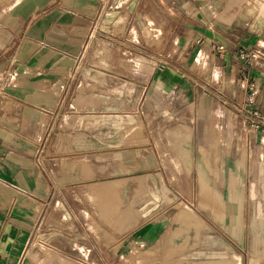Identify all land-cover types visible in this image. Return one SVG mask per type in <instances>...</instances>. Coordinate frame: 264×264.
<instances>
[{
  "label": "crops",
  "instance_id": "0c3cea01",
  "mask_svg": "<svg viewBox=\"0 0 264 264\" xmlns=\"http://www.w3.org/2000/svg\"><path fill=\"white\" fill-rule=\"evenodd\" d=\"M263 34L264 0L0 3V71L17 70L0 108V264H264V209L245 212L264 201L249 189L264 186V130H246L244 79L264 112V52L236 56ZM123 42L152 46L144 75H123ZM137 116L153 126L142 145Z\"/></svg>",
  "mask_w": 264,
  "mask_h": 264
},
{
  "label": "rangeland",
  "instance_id": "374dc122",
  "mask_svg": "<svg viewBox=\"0 0 264 264\" xmlns=\"http://www.w3.org/2000/svg\"><path fill=\"white\" fill-rule=\"evenodd\" d=\"M6 1H9V0H6ZM123 1H126V0H123ZM2 2H4V0H0V3H2ZM109 11H113V10L110 9ZM120 11H122L120 13H124L125 11H127V9L126 10H120ZM170 12H171L170 14H173L172 13L173 9H171ZM117 16L119 17V13L117 14ZM144 28H145L144 25L140 24V29L138 30V29L134 28V29L131 30V33L136 34L137 32L145 31ZM261 40L260 41H255L252 44H253V47L258 48V49H260V50H262L264 52V36L261 37ZM157 43H159V42L158 41H153L152 43H149V44L154 47V45H156ZM131 44H133V46ZM143 46H145V43H143V42H139V43H134V42L133 43L132 42L125 43V42H123L122 54H121V57H120L121 58L120 59V63L122 65V67H123V75L126 77L127 80H129L132 75H133V77H135L134 73L131 74L129 72L130 68L132 67L131 66L132 64H133L134 67L137 68L138 72H141V75H144V73L146 72V67H145V64L143 63L142 60H145L147 58L144 56L143 52H146L147 50L151 51L152 46H149L151 48H146V47H143ZM140 55L142 57H140ZM138 66H140V67L143 66L144 68H142V69L140 68L139 69ZM139 93H140V90L133 89V100L135 99V97L139 96ZM133 109H135V108L133 107ZM139 111H140V109H139ZM137 114H139V113H137ZM176 125L177 124H175V127H176ZM152 127L153 126L151 125V123L149 121L147 122L146 119L143 116H140V117L137 116V120L133 121V135H134L133 138H135L133 143H139V145L145 144L146 143L145 137H139L137 135L138 134L142 135L143 133L145 134L147 129H148V134H149V128L151 129ZM247 129L248 128L246 126V130ZM189 138L190 137H187V139H189ZM149 139L151 140V138H149ZM212 139L214 140V138H212ZM218 139L221 140V138H218ZM242 142H243L242 140H240V139L238 140L237 138H234L232 140V142H230V144H233L235 146V149L239 148V151L242 153L244 151V145H245L244 144L245 142H243V143ZM215 144H217V139H215V141L212 143V146H214ZM251 144H258V143L256 141H254V142H251ZM209 146H211V145H209ZM199 150H200V152H199V158L200 159L199 160H203L204 163H205L206 158H209V153L205 152V149L201 148V147H200ZM184 152H185V148H184ZM240 152L238 153V155H240L241 158H242L243 153L240 154ZM215 159H216V161H219L220 160V154L217 153L215 155ZM205 166H207L206 163H205ZM206 169H207L208 172L213 171V170H210L208 168V166H207ZM214 173H215L214 184H216L218 186V190L220 191L219 188L221 187V185H218V183H219V171L218 170H216V171L214 170ZM238 180H239L238 178L236 179V178L233 177L232 180L228 184L229 190L232 191V193H233L232 196L234 198V200H233L234 209L236 207V202H237L236 198H237L238 194H240L242 196V185H241V183ZM222 187H223V185H222ZM206 188H207V186H206ZM245 188H246V185H245ZM249 189H250V192L252 191L253 193H255V192L257 193V190L261 191L262 193L264 192V186L263 185H256V186L249 185ZM206 190L207 189H205V190L203 189L202 192L204 194L206 193L207 195L210 196L211 193L205 192ZM219 197L220 198H219L217 207L220 209V208H223V205L221 204V202H222L221 196H219ZM178 203L182 204L183 202L182 201H180V202L177 201V202L174 203V206L178 207ZM205 204H207V205L203 206V208L209 207V202L205 201ZM213 205H215V203H213ZM253 209H264V201H246L245 202V212L246 213H251ZM217 218H219V217H217ZM176 219L178 220L179 217L177 216ZM245 219L247 221V219H253V218H250V216L249 217L246 216ZM254 220L256 221L257 224H260V223L264 222V217H262V218L261 217H254ZM233 225H234L233 236H234V239L236 240L241 235V233H239V230L241 231V226L243 225V218L239 217L238 222H236V223L233 222ZM180 234L178 233L177 235L179 236ZM172 236H176V235L173 233ZM187 248L188 247H185V248H182V249L178 248V250L175 249L173 252L180 253V252H182L183 250H185Z\"/></svg>",
  "mask_w": 264,
  "mask_h": 264
},
{
  "label": "built area",
  "instance_id": "2783aa9c",
  "mask_svg": "<svg viewBox=\"0 0 264 264\" xmlns=\"http://www.w3.org/2000/svg\"><path fill=\"white\" fill-rule=\"evenodd\" d=\"M212 51L214 54H222L226 51V46L216 45L212 43ZM260 49L255 47L238 46L236 48V56L239 60L245 62L246 64H253L256 60L261 57ZM246 89L248 91L245 105L247 106V114L249 117V123L247 125V130H264V112L258 108L252 107L254 99L257 93L256 85L253 80L248 79L246 76ZM17 82V70L15 66H9L4 70L0 71V108L2 107V102L7 97L6 89L14 85Z\"/></svg>",
  "mask_w": 264,
  "mask_h": 264
},
{
  "label": "bare ground",
  "instance_id": "6f19581e",
  "mask_svg": "<svg viewBox=\"0 0 264 264\" xmlns=\"http://www.w3.org/2000/svg\"><path fill=\"white\" fill-rule=\"evenodd\" d=\"M202 189H206V186L204 184H202ZM240 202V201H239ZM239 213V212H238ZM194 215V214H193ZM239 215V214H238Z\"/></svg>",
  "mask_w": 264,
  "mask_h": 264
}]
</instances>
